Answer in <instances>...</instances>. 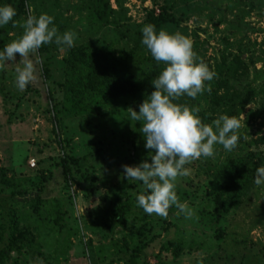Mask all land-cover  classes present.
I'll use <instances>...</instances> for the list:
<instances>
[{"label":"rangeland","instance_id":"374dc122","mask_svg":"<svg viewBox=\"0 0 264 264\" xmlns=\"http://www.w3.org/2000/svg\"><path fill=\"white\" fill-rule=\"evenodd\" d=\"M86 1L27 0L25 11L16 12L13 17L17 26L9 22L0 27V38L4 39L5 46L21 35L23 30L19 25L27 16L48 14L54 18L59 32H76L75 44L86 45L91 54L102 51L107 43L115 51L127 50L128 46L117 42L111 29H99L90 22L84 10ZM120 2L128 26L135 28L144 22L148 11L158 12L168 0ZM109 3L118 8L114 0ZM175 16L178 24L165 25L162 29L188 38L198 60L211 70L221 64L228 66L212 80L217 86L207 82L210 91L201 94L197 105L202 111V122L211 125L221 114L236 117L240 121L239 139L232 151L216 145L214 156L185 165L187 175L177 178L176 192L186 189L184 182L192 181L190 196L181 202L187 203L194 215L185 218L177 209L166 218L154 214L158 225L150 235L153 239L134 255L132 264H264V190L253 183L255 169L249 189L230 199L224 220H219L221 240L215 241L209 220L198 213L207 207L209 198L217 190L205 170L212 173L229 155L236 159L246 153L251 154L256 167L264 165V142L253 143L259 137L264 138V96L260 92L264 89V0H178ZM67 50L49 44L45 52L32 54L36 78L23 92L14 84V64L0 70V167L7 168L6 176L13 178L24 191L22 195L15 194V187L0 184V199L18 215L29 212L28 204L36 194L45 202L37 221L22 217V224L40 225L36 231L38 241L50 243V250H44L49 254L46 259L26 253L28 264H110L108 250L125 244L129 228L114 220L109 202L122 186L132 194L142 188L139 182L123 179L122 166L134 165L128 161L131 148L127 140L133 122L127 119V113L131 106L124 100L112 101L94 114L64 116L55 125L53 101L48 93H52L53 99L61 98L59 90L68 74ZM42 64L47 65V79ZM118 64V72L120 69L126 73L133 71L126 59ZM141 84L146 99L148 85L144 81ZM213 93L215 97L236 94L242 98L247 94L251 98L230 113L225 101L220 106L218 102L213 103ZM68 154L79 160L81 177L65 183L59 161ZM30 159L35 166L31 167ZM43 176L46 180L37 193L29 183L38 182ZM55 203L67 211L72 233L68 237L64 235L66 240L47 227L55 213ZM210 209L211 205L205 208ZM180 234L187 247L174 258L162 244L179 238ZM58 242L62 248L61 256L57 257L52 247Z\"/></svg>","mask_w":264,"mask_h":264},{"label":"trees","instance_id":"16d2710c","mask_svg":"<svg viewBox=\"0 0 264 264\" xmlns=\"http://www.w3.org/2000/svg\"><path fill=\"white\" fill-rule=\"evenodd\" d=\"M26 2L27 0H0V5L8 4L14 7L16 12H23L26 8ZM114 2L118 7L116 9L111 6L109 0H87L84 10L93 25L99 29H111L116 36L117 42H123L128 46V49L115 51L107 43L102 48V51L96 54H91L90 48L83 44H75L73 48L67 50L65 63L68 67V74L59 90L62 94L61 98L53 99L52 93H48L49 99L53 101L52 120L55 125L64 116L94 114L108 106L112 101H127L131 108L134 106L133 110H138V105L144 100L142 94L144 85L141 83L144 81L148 85V94L153 90L151 80L159 74L164 65L154 61L146 48L140 43L141 28L146 24H152L157 30H160L165 25L178 24V18L175 16L178 0H168L167 4L159 7L158 12L154 10L148 11L144 22L137 24L135 28L128 26V18L122 12L120 0H114ZM241 2L245 3L244 1ZM4 43V39L0 38V49L4 47ZM48 47L49 45H42L38 51L45 52ZM122 59H126L129 65L132 66L133 71L131 73L123 72L121 69L120 72L117 71V65ZM224 68H228V66L221 64L216 66L214 71L221 74ZM42 72L44 78H49L46 64H42ZM210 82V85L217 86L216 82ZM260 92L264 96V89H261ZM204 93H207V91ZM201 98V94L195 99L182 96L175 102L186 104L189 107H198V115L201 116L202 111L197 105ZM250 98L247 94L242 98H239L236 94H224L220 97H215L213 93L211 96L213 103L218 102V106L225 101L230 113L235 111L239 105L246 103ZM262 114L264 116V103L262 104ZM132 128L131 136L127 140L131 148L128 161L135 165L141 160H150L148 156L150 153L144 147V139L140 132L139 122H133ZM259 142H264V138L259 137L253 141L256 145ZM259 154L260 152H257L256 156H259ZM59 164L65 183L81 177L77 158L68 154L61 158ZM255 168L256 164L252 162L251 154L248 155L246 153L236 159L229 155L223 163L214 167L212 173L208 171L209 169L204 171L210 177V180L213 181L217 190L209 198L207 207H203L198 213L201 218L209 220L215 241L221 240L222 228L219 220H224V215L230 208V199L238 194L245 193L249 189L252 170ZM7 170V168L0 167V184L7 187H15V190L19 191L14 190V193L22 195L21 193H24V191L19 189L14 179L6 176ZM45 180L46 178L43 176L38 182L30 181L29 187L39 193L42 182ZM183 185L186 189L176 192L180 201L190 196V191L194 186L192 181L184 182ZM14 193L12 194L14 195ZM135 195V193L126 192L125 187L122 186L114 199L109 202L114 220L120 225L129 228L125 241L126 246L123 247L125 244H121L116 250L113 248H110L111 251L110 249L108 250L110 264L123 260H126L128 264H132L134 255H137L153 239V236L150 235L154 233L158 225V219H154V214H145L136 205ZM1 201L0 199V264H28L26 253L46 259L49 254L44 250H50V243L45 241L44 244L42 241H38L36 231L40 225L31 227V224L25 225L21 223L22 217H31L35 219L34 221H37L41 217L40 207L44 206L45 202L36 194L28 204L29 212L18 215L14 210L6 208ZM210 205L212 209L206 211L205 208H210ZM54 209L55 213L48 220L47 227L54 229L59 237L66 240L64 235L68 237L72 233L68 224V216H66L67 211L60 209L58 204H56ZM174 211L175 208L170 207L168 214ZM73 222L74 224L76 223L74 219ZM165 229L167 230L168 227ZM182 235L180 234L179 238L167 240L162 244L163 249L171 251L174 258H177L181 254L180 252L187 247ZM58 243L55 244V247L51 245L57 257L61 256L62 248V244ZM114 243L111 242L110 244L113 245ZM12 253L15 254L11 255Z\"/></svg>","mask_w":264,"mask_h":264},{"label":"clouds","instance_id":"9594fccd","mask_svg":"<svg viewBox=\"0 0 264 264\" xmlns=\"http://www.w3.org/2000/svg\"><path fill=\"white\" fill-rule=\"evenodd\" d=\"M15 16L16 10L11 5H0V27L9 22L16 27ZM53 20L48 14L27 16L19 25L23 30L21 35L0 49V70L8 64L15 65L14 84L20 92L36 78L32 54L42 45L54 44L65 50L75 46L76 32H59ZM140 43L164 67L151 80L153 90L138 105V110L128 108L127 119L139 122L150 160L123 165V179L141 184L135 202L145 214L166 218L169 208L174 207L178 214L191 218L193 209L181 202L176 193L177 178L187 175L185 165L214 156L216 145L225 151L235 149L240 121L221 114L209 125L202 122L198 107L175 102L182 96L195 99L210 91L207 82L216 75L198 60L188 38L146 24L141 28ZM253 183L264 190V165L255 168Z\"/></svg>","mask_w":264,"mask_h":264},{"label":"built area","instance_id":"2783aa9c","mask_svg":"<svg viewBox=\"0 0 264 264\" xmlns=\"http://www.w3.org/2000/svg\"><path fill=\"white\" fill-rule=\"evenodd\" d=\"M30 165H31V167L35 166V162L33 159H30Z\"/></svg>","mask_w":264,"mask_h":264}]
</instances>
